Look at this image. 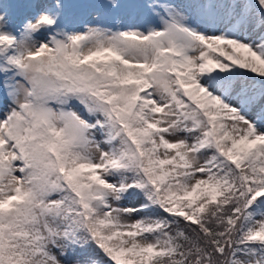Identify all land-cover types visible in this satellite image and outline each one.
Listing matches in <instances>:
<instances>
[{
	"label": "snow or ice",
	"instance_id": "1",
	"mask_svg": "<svg viewBox=\"0 0 264 264\" xmlns=\"http://www.w3.org/2000/svg\"><path fill=\"white\" fill-rule=\"evenodd\" d=\"M0 264H264V0L0 2Z\"/></svg>",
	"mask_w": 264,
	"mask_h": 264
},
{
	"label": "rangeland",
	"instance_id": "2",
	"mask_svg": "<svg viewBox=\"0 0 264 264\" xmlns=\"http://www.w3.org/2000/svg\"><path fill=\"white\" fill-rule=\"evenodd\" d=\"M87 2H89V0H86ZM0 2H7V3H11V4H18V3H22L23 0H0ZM67 3H69L70 5H74L76 4V0H66ZM106 2V0H105ZM13 11H16L15 9H13Z\"/></svg>",
	"mask_w": 264,
	"mask_h": 264
}]
</instances>
